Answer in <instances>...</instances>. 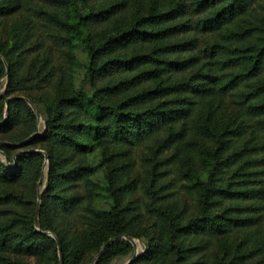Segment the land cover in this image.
<instances>
[{
    "label": "trees",
    "instance_id": "16d2710c",
    "mask_svg": "<svg viewBox=\"0 0 264 264\" xmlns=\"http://www.w3.org/2000/svg\"><path fill=\"white\" fill-rule=\"evenodd\" d=\"M0 27L15 96L0 97V264H80L116 237L102 264L122 235L146 241L131 264H209L194 237L221 238L226 264H264V0H0ZM24 68L65 86L40 135L16 95ZM121 147L139 154L141 186Z\"/></svg>",
    "mask_w": 264,
    "mask_h": 264
},
{
    "label": "rangeland",
    "instance_id": "374dc122",
    "mask_svg": "<svg viewBox=\"0 0 264 264\" xmlns=\"http://www.w3.org/2000/svg\"><path fill=\"white\" fill-rule=\"evenodd\" d=\"M40 31V30H39ZM38 31H34L33 33V39L37 40V34ZM0 38L3 41L4 39H7V35L5 32V28L0 27ZM35 42V41H34ZM8 46V45H7ZM77 56V53H76ZM41 57V55H40ZM1 60L4 62V67L5 69L7 68L6 61L5 59L0 55ZM36 58V53L32 52L31 54H26V63L27 61H35ZM27 72H24L22 75H20V78L25 82L27 79H32L28 80V85L30 86L29 90H18L16 91V95H18L20 98H22L24 101L25 99L30 101L36 110V113L34 114L37 117V131L34 134L40 135L43 134L45 130V123L42 118L41 112H43L45 105L50 103L54 97L58 93H60L61 89H64V83L61 80L60 76V70L56 71L54 77L48 82V83H39L38 80L41 78L43 73H40V71L35 70L33 68V71H28V69L24 68ZM7 95V70L5 71L4 76L0 79V97H3ZM12 98V95H7L6 99L3 101L5 106L7 105L8 101ZM26 102V101H25ZM28 105L29 103L26 102ZM29 107L32 109V107L29 105ZM33 110V109H32ZM4 119L7 117V112L6 108L4 107L3 111ZM34 134L29 135L25 139H23L20 142L13 143V145H18V146H27L30 143L31 138L33 137ZM4 143V142H2ZM41 144H36L35 146H32L30 149H34L37 152H40L44 154V162H43V167H42V175L38 181L37 184V197L36 201L39 202L40 204V199H41V192L44 189L45 182H46V175H47V165H48V157L47 160L45 159L46 153L44 150L41 148ZM120 156L121 158L118 159V164L123 165V168L127 171V175L129 179H133L134 181L141 180V172L140 169L138 168L139 166V154L134 150V149H126L124 147L120 148ZM0 157L3 161H8L4 152L0 150ZM109 159V158H106ZM105 159V160H106ZM110 162H112V159H109ZM170 179V176H169ZM40 182V184H39ZM138 185L141 186L142 183L139 181L137 182ZM139 186V187H140ZM177 183L176 180L173 183L172 187L177 188ZM138 187V188H139ZM79 191H81V188H79ZM38 193L40 194V199H38ZM133 199L135 200V205H136V210L141 211V202H142V195L141 192L138 190L133 193ZM37 206V203H36ZM36 209V208H35ZM144 216L147 218V214H144ZM48 235L52 236L53 238L54 235L49 232ZM116 237H111L109 238L106 242H104L98 249H85V255L84 258L82 259L80 264H97L101 256L103 255L104 251L108 247V245L115 239ZM117 238L123 239L127 243V248L126 250L118 256L112 257L110 259H106L103 261L102 264H126L130 259L132 261L129 262L131 264L139 255H141L146 247V241L142 238H137L133 237L130 235H122ZM194 244L200 248L203 246V249H200V253H205L206 259L208 260L209 264H226V262L229 260L230 256L232 255L231 253L228 254L225 249L224 245L222 244L221 238H204V237H194ZM107 246L105 249L100 253L101 248L106 244ZM58 248V245H57ZM60 252L61 249L59 247ZM100 253V254H99ZM61 254V260H62V253H59L58 255L60 258ZM25 262L29 264H38V260L36 258H28V259H23ZM172 261V256L171 255H166L164 258V264L170 263Z\"/></svg>",
    "mask_w": 264,
    "mask_h": 264
},
{
    "label": "water",
    "instance_id": "95a60500",
    "mask_svg": "<svg viewBox=\"0 0 264 264\" xmlns=\"http://www.w3.org/2000/svg\"><path fill=\"white\" fill-rule=\"evenodd\" d=\"M25 101L29 103V105L32 107V109H33V111L35 112V114H37L34 105H33L30 101H28V100H26V99H25ZM45 159L47 160V156H45ZM39 184H40V182H39ZM38 199H40V194H39V193H38ZM34 221H35V225H36V227H39V202H37V206H36V209H35V217H34ZM46 233L48 234V232H46ZM54 239H55V238H54ZM55 240H56V239H55ZM56 241H57V240H56ZM107 244H108V243H106V244L101 248L100 253L105 249V247L107 246ZM57 245H58V249H59V244H58V242H57ZM58 251H59V253H61L60 250H58ZM100 253H99V254H100ZM130 261H132V259H130L126 264H129ZM61 262H62V260H61V254H60V263H61Z\"/></svg>",
    "mask_w": 264,
    "mask_h": 264
}]
</instances>
